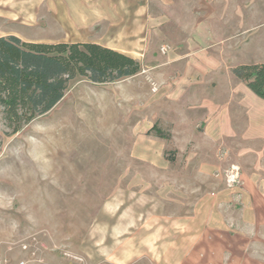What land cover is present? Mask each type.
<instances>
[{"label":"rangeland","instance_id":"obj_1","mask_svg":"<svg viewBox=\"0 0 264 264\" xmlns=\"http://www.w3.org/2000/svg\"><path fill=\"white\" fill-rule=\"evenodd\" d=\"M246 1L264 33V0ZM62 2L0 0V36L72 42ZM172 98L146 70L77 78L16 133L0 112V264H264V190L242 187L264 176V143L211 142Z\"/></svg>","mask_w":264,"mask_h":264},{"label":"crops","instance_id":"obj_2","mask_svg":"<svg viewBox=\"0 0 264 264\" xmlns=\"http://www.w3.org/2000/svg\"><path fill=\"white\" fill-rule=\"evenodd\" d=\"M63 4L66 23L73 26L71 37L76 38L72 41L98 43L141 64L147 62L140 73L147 70L155 84L162 81L163 93L176 96L172 99L183 105L187 120L189 109L195 116L201 112L211 142L242 136L243 140L258 137L264 143V100L230 70L238 64L264 62L262 23H251L248 1L65 0ZM262 13L264 8H258L254 15ZM161 47L167 49L161 52ZM218 95L225 97L223 103L217 101ZM231 110L242 114L238 127L231 122ZM250 126L253 131L247 132ZM250 174L253 177L243 174L242 187L264 190V176ZM256 218L263 220L259 214Z\"/></svg>","mask_w":264,"mask_h":264},{"label":"trees","instance_id":"obj_3","mask_svg":"<svg viewBox=\"0 0 264 264\" xmlns=\"http://www.w3.org/2000/svg\"><path fill=\"white\" fill-rule=\"evenodd\" d=\"M137 59L88 41H25L0 36V112L11 133L51 110L71 81L117 82L141 71ZM231 72L264 100V62L238 64ZM151 129H155L153 125Z\"/></svg>","mask_w":264,"mask_h":264},{"label":"built area","instance_id":"obj_4","mask_svg":"<svg viewBox=\"0 0 264 264\" xmlns=\"http://www.w3.org/2000/svg\"><path fill=\"white\" fill-rule=\"evenodd\" d=\"M165 47H162V51H164Z\"/></svg>","mask_w":264,"mask_h":264}]
</instances>
